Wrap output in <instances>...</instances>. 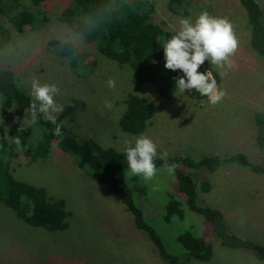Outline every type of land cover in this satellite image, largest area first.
I'll return each instance as SVG.
<instances>
[{
    "label": "rangeland",
    "instance_id": "obj_1",
    "mask_svg": "<svg viewBox=\"0 0 264 264\" xmlns=\"http://www.w3.org/2000/svg\"><path fill=\"white\" fill-rule=\"evenodd\" d=\"M72 1H41L40 7L48 20L41 26H25L24 31H18L8 14L1 12L0 64L12 69L30 92L33 77L41 84H56L60 89L55 97L57 103L63 107L68 103L75 106L74 118L67 121L74 132L117 148L135 143L140 136H148L158 145L157 151L167 154L199 158L210 153L243 152L256 163L264 162V153L252 144L250 135L256 130L255 112L264 111V59L250 47L247 12L239 0H188L186 7L177 13L168 8V0H150L156 6L154 20L164 22V27L175 34L180 29V19L190 18L194 23L204 11L212 16L227 17L233 24L239 48L232 57L231 69H219L215 65L220 75L217 85L227 92L223 101L215 106L206 96H191L178 89L166 99L152 85L139 84L132 78L129 66L108 58L103 48L95 41H86L76 26L58 19ZM258 1L264 12V0ZM52 39L74 42L84 56L86 67L81 72L74 71L68 59L50 43ZM205 71L208 72L207 68ZM109 78L116 81L115 89L107 86ZM130 92L145 95L155 108L154 117L143 133L125 132L118 123L125 108V97ZM106 100L111 107L105 106ZM32 120L30 114L20 118L14 110L3 112L0 98V124L9 141H16L20 129ZM223 128L225 142L222 146L217 137H221ZM238 130L240 142L227 143L226 139ZM17 152L13 161L15 175L45 186L55 196L64 197L74 217L67 230L54 232L28 224L0 200V264H41L38 255L24 257L33 244V249L40 252L70 248L62 253L63 264H170L159 255L148 234L135 225L133 214L120 196L110 190L103 192L107 186L89 175L86 169L79 168L74 156L56 143L40 161H33L30 152L23 148L17 147ZM221 166L214 175L219 176V181L224 177L228 179L221 182L230 188L220 192L221 196H208L199 188L201 201L215 203L232 231L264 244V174L236 163ZM179 167L183 169L182 165ZM157 169L152 180L132 175L130 169L125 170V175L136 202L167 249L183 252L175 238L187 228L214 247L210 261L191 259L181 264H264L246 250L222 246L211 224L186 206L183 219L174 217L170 222L165 221V205L173 195L171 192L176 193V177L165 168ZM211 174L209 177L213 176ZM42 232L56 235L54 250L50 244L34 243Z\"/></svg>",
    "mask_w": 264,
    "mask_h": 264
},
{
    "label": "trees",
    "instance_id": "obj_2",
    "mask_svg": "<svg viewBox=\"0 0 264 264\" xmlns=\"http://www.w3.org/2000/svg\"><path fill=\"white\" fill-rule=\"evenodd\" d=\"M43 0H0V13H6L18 31L25 26H41L47 15L40 7ZM247 12V24L250 28V47L264 59V12L258 0H239ZM120 5L112 18L101 28V17L107 19L110 9ZM188 0H168V8L177 13L185 8ZM107 5L108 7H103ZM156 6L150 0H73L59 14L58 19L71 26H76L82 37L90 42L95 41L103 48L105 55L119 64L129 66L132 78L139 84L152 85L158 94L166 99L177 91V77L184 74L164 67L166 63L163 46L175 35L164 27V22L154 20ZM95 28V31L90 29ZM58 53L68 59L70 67L79 72L86 67L83 54L72 41L52 39ZM73 56H76L73 59ZM211 72L216 81L220 75L215 65L209 61L199 71ZM81 72V71H80ZM188 95L201 96L195 89L186 90ZM0 98L3 112L14 110L18 117L33 115L31 92L22 85L16 73L0 64ZM125 108L119 117L120 128L128 133H143L155 114V108L145 95L130 92L125 97ZM62 113L57 114V123L63 122L64 135H54L56 125L46 120L43 114L33 115V120L20 129L17 140L9 141L4 127L0 124V200L15 210L18 217L28 224L41 226L48 230H64L69 226L72 215L67 208L66 199L55 196L40 184L32 183L17 177L13 161L17 147L30 152L33 161L45 159L53 143L63 151L74 156L77 166L104 183L133 214L135 225L145 231L153 242L159 255L170 264H181L191 259L210 261L214 256L213 244L197 235L190 228L176 235V241L183 252L175 253L167 249L157 229L146 219L143 209L135 200L134 192L125 175L129 169L125 148L106 146L92 136L82 137L74 132L67 121L74 118L75 106L66 104ZM256 125V145L264 153V111L254 114ZM31 139L30 144L28 140ZM19 141V142H18ZM133 146L135 143H131ZM155 158L157 168H165L160 154ZM167 163L175 165L171 173L176 177V193L171 192L165 205L164 220L172 221L174 217L183 219L186 209L203 216L211 224L220 244L230 249L246 250L264 261V244L245 238L228 225L224 213L207 201L202 200L199 188L208 192L211 189L209 174L214 173L223 164H240L250 170L264 174V162L256 163L243 152L210 153L199 158L190 155L168 154ZM183 166V169L179 167ZM191 169V170H190ZM202 169V170H201ZM175 193V194H174ZM180 195V197L178 196ZM184 195V198L181 196Z\"/></svg>",
    "mask_w": 264,
    "mask_h": 264
},
{
    "label": "clouds",
    "instance_id": "obj_3",
    "mask_svg": "<svg viewBox=\"0 0 264 264\" xmlns=\"http://www.w3.org/2000/svg\"><path fill=\"white\" fill-rule=\"evenodd\" d=\"M103 7H108L107 5ZM117 7L110 9L107 19L101 17L103 27L119 10ZM180 29L163 46L166 63L164 67L171 71H181L184 75L176 79L177 86L181 92L195 89L201 96H206L211 105L215 106L227 96L226 90L218 87L216 79L211 72L207 74L200 72V67L209 61L219 69H231L233 67L232 57L235 56L239 41L236 37L234 26L227 17H216L207 11L202 12L193 23L190 18H182L179 21ZM96 29H90L95 31ZM76 56H73V59ZM110 89L116 88V81L109 78L106 82ZM60 89L56 84H41L38 78L33 77L31 81V95L33 101L30 105L32 114L37 111L44 118L56 125L54 135L62 137L64 133L63 122L57 123V114L62 113L64 108L58 104L55 97L59 95ZM106 107H111L110 101H105ZM19 142V141H18ZM158 145L148 136H140L135 140L134 146L129 142L125 148L128 168L132 175L141 176L145 180L156 177L158 169L155 158L158 156ZM168 154H160L164 167L171 173L175 165L167 163Z\"/></svg>",
    "mask_w": 264,
    "mask_h": 264
},
{
    "label": "crops",
    "instance_id": "obj_4",
    "mask_svg": "<svg viewBox=\"0 0 264 264\" xmlns=\"http://www.w3.org/2000/svg\"><path fill=\"white\" fill-rule=\"evenodd\" d=\"M221 76H223V73H221ZM261 97V96H260ZM259 97V98H260ZM262 97H264V93H263V95H262ZM264 99V98H263ZM263 99H261V101L263 102ZM263 111V110H262ZM254 117V116H253ZM254 119V118H253ZM202 122V124H204V121H201ZM203 127H204V125H203ZM256 129V128H255ZM247 132V131H246ZM246 134V133H245ZM255 134H256V130H255V132H253V133H251L250 135H251V137H252V141H253V143L252 144H254L255 146H256V141H255ZM233 136H234V138H236V139H234L233 138ZM218 139H219V142L222 144V146H223V144H224V142H225V139H224V128H223V134L221 135V137H217ZM243 138H245V136H243ZM240 132H239V130L237 131V134H235V135H232V136H230V137H228L227 139H226V142L227 143H231V142H235V141H238V142H240ZM220 168H222V166L220 167ZM220 168H218L217 170H219ZM217 170L214 172V173H212L213 174V176H210V180H211V189L208 191V192H205V194L206 195H208V196H213V195H217V196H221L220 195V192H222V191H225L226 189H228V188H230V186H226V185H224L222 182H226V181H228V179H226L225 177H224V179H222L221 181H219V176H215L214 174L217 172ZM211 174V175H212ZM76 178H79V177H76ZM98 185V184H97ZM99 186V185H98ZM107 188V187H106ZM103 192H105V193H109V189H107L106 191H103ZM60 197H62V196H60ZM64 198V197H63ZM66 202H67V200H66ZM209 204H211V205H213V206H215V207H217L216 206V204L215 203H212V202H209V201H207ZM218 203V202H217ZM67 208H68V206H67ZM69 209V208H68ZM70 211H71V213H72V215L70 216V218H69V223H70V221H71V219L74 217V214H73V212H72V210L71 209H69ZM70 227V224H69V226H68V228ZM68 228H66V229H64V230H67ZM53 231V230H52ZM55 232V231H54ZM55 234V233H54ZM35 242H38V243H40V244H46V245H51L52 246V250H54V248L56 247V235H51V234H47L46 232H42L41 233V235H40V238L39 239H36L35 241H34V243ZM34 248V244L33 245H30L29 246V250L28 251H25V253H24V257H27V256H29V257H33V255H38L39 257H40V260H41V264H63V259H64V256H63V254L62 253H64L65 252V250H70V248H68V249H64V250H62L61 248H59V250H56V251H50V252H40V251H36V250H34L33 249ZM9 257L11 258V255H9ZM30 260H31V258H30ZM35 263H37V261L35 262ZM39 263V262H38Z\"/></svg>",
    "mask_w": 264,
    "mask_h": 264
}]
</instances>
